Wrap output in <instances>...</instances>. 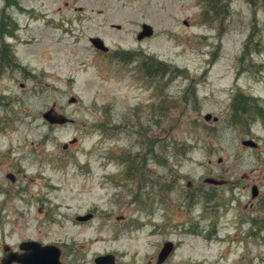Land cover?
I'll return each mask as SVG.
<instances>
[{
	"label": "rangeland",
	"instance_id": "obj_1",
	"mask_svg": "<svg viewBox=\"0 0 264 264\" xmlns=\"http://www.w3.org/2000/svg\"><path fill=\"white\" fill-rule=\"evenodd\" d=\"M0 157V244L264 264V0H0Z\"/></svg>",
	"mask_w": 264,
	"mask_h": 264
},
{
	"label": "flooded vegetation",
	"instance_id": "obj_2",
	"mask_svg": "<svg viewBox=\"0 0 264 264\" xmlns=\"http://www.w3.org/2000/svg\"><path fill=\"white\" fill-rule=\"evenodd\" d=\"M4 48V47H3ZM6 51V48H5ZM6 55V58H5ZM2 63L8 66H11L9 56L6 53H2L1 55ZM5 158L0 157V169L1 168H10V165H6ZM7 175H12L11 173H7ZM11 182H14L13 179H9ZM191 184L189 183L188 186ZM102 220L100 217L91 216L87 219H83L82 217H75L73 225L81 228L86 227L93 220ZM115 221H120L121 218H112ZM103 223L100 224V226ZM50 223H46V229ZM104 227H97V230H102ZM35 237H21L18 242H15L13 245H8L6 243H1V255H0V264L5 263L7 260L9 264H131L134 262L133 259H122L124 256H119L115 252H102L93 255L91 258L87 257L86 254L76 245L71 244V246H67L64 241H44V238L47 237L46 231H42L38 229L35 232ZM100 239L106 238L103 234L99 236ZM114 237V236H113ZM108 239V238H107ZM110 239L111 235H110ZM163 247V245H162ZM161 249L157 252L155 257H151L150 261L147 264H166L175 249L176 245L170 242V249L166 253ZM107 258L103 261H96L99 257Z\"/></svg>",
	"mask_w": 264,
	"mask_h": 264
},
{
	"label": "water",
	"instance_id": "obj_3",
	"mask_svg": "<svg viewBox=\"0 0 264 264\" xmlns=\"http://www.w3.org/2000/svg\"><path fill=\"white\" fill-rule=\"evenodd\" d=\"M152 34H153V30H152L151 26H149L147 24H143L141 26V31L137 35V40L140 41L144 38H148V37L152 36ZM90 43L93 45V47L96 50H98L100 52H108V48L104 45L103 41L100 38H98V37L90 38ZM75 102H76L75 98H72L70 100V103H75ZM42 118L44 120H46L50 125H60L61 126V125H65L67 123L72 122L69 118L65 117L64 115L56 113L54 111V108H50L48 111L44 112L42 114ZM203 118L205 121L212 120L213 122H217V120H218L216 117H212L210 114H206ZM75 142H76V139H73V140H71L70 143L73 144ZM242 145L246 146V147L256 148V144L252 140L243 141ZM63 149H66V145L63 146ZM7 178L13 179V176L7 175ZM204 183H207L210 185H215V186H220V185L224 184V181L215 180L213 178H207L204 181ZM257 194H258L257 188L255 186L252 187V189H251L252 198H255L257 196ZM90 216L91 215L88 214V215L83 216L82 218L87 219ZM169 249H170V243L164 244L162 250L166 253L167 251H169ZM106 258H107V256L99 257V258H97L96 261H103ZM9 261H12V259H9L5 263L3 262L2 264H9Z\"/></svg>",
	"mask_w": 264,
	"mask_h": 264
},
{
	"label": "trees",
	"instance_id": "obj_4",
	"mask_svg": "<svg viewBox=\"0 0 264 264\" xmlns=\"http://www.w3.org/2000/svg\"><path fill=\"white\" fill-rule=\"evenodd\" d=\"M248 3H250V4H255V2L257 1V0H246ZM124 56V55H123ZM144 65L145 64H148L147 65V71H150L152 68H153V66H155L156 68H153L152 69V73H153V75L154 74H158V73H160V70L158 69V67L156 66V64L157 65H159L160 67H162V72L163 73H165V72H167V71H169V66L168 65H166V64H163V63H161V62H159V61H157L154 57H152V56H145V58H144V63H143ZM150 73V72H149ZM103 125H105V124H103ZM102 125V126H103Z\"/></svg>",
	"mask_w": 264,
	"mask_h": 264
}]
</instances>
